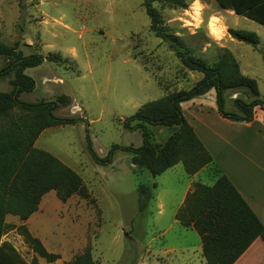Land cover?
<instances>
[{
	"label": "rangeland",
	"instance_id": "obj_1",
	"mask_svg": "<svg viewBox=\"0 0 264 264\" xmlns=\"http://www.w3.org/2000/svg\"><path fill=\"white\" fill-rule=\"evenodd\" d=\"M184 2L186 9L154 3L161 25L208 62L229 50L242 73L256 80L264 100V26L222 10L215 0ZM143 3L0 0V42L17 45L24 55L39 53L45 58L40 66L25 70L35 89L20 98L39 102L68 96L70 104L54 114L76 119L44 130L35 147L77 172L90 193L88 198L76 195L62 202L51 191L28 220L7 216V223L24 225L48 252L59 255L55 262L39 257L18 229L3 236L2 241L10 242L29 263L36 259L37 264H66L90 250L96 264H201L198 232L183 227L175 216L188 184L193 181L192 190L196 183L213 184L217 170L206 167L195 178L179 163L154 176L132 164L131 153L118 149L103 165L88 149V136L100 158L114 145L140 147L142 133L128 130L124 122L144 104L189 90L202 78L185 68L174 50L150 30ZM229 29L255 32L258 47L233 39ZM8 61L0 55V69ZM13 79L14 74L1 79L0 92L12 91ZM235 98L251 100L246 91L232 90L226 97L227 111H237ZM256 113L263 111L257 108ZM148 128L155 145L163 144L174 130ZM241 134L249 150L264 152L262 122L251 130L240 128L234 136L239 139Z\"/></svg>",
	"mask_w": 264,
	"mask_h": 264
},
{
	"label": "trees",
	"instance_id": "obj_2",
	"mask_svg": "<svg viewBox=\"0 0 264 264\" xmlns=\"http://www.w3.org/2000/svg\"><path fill=\"white\" fill-rule=\"evenodd\" d=\"M222 10L234 12L264 26V0H215ZM166 3L186 9L184 0H144L150 19V30L175 52L181 63L192 72L202 74L189 90L166 95L144 104L124 126L130 131L139 130L143 144L138 147L114 145L104 158L98 157L88 136V149L99 164L112 161L116 150L133 154L132 164L148 169L154 176L165 173L179 163L185 172L194 176L213 163V157L191 124L187 121L181 104L214 89L219 114L234 122L250 123L256 109L264 112L257 82L244 75L233 54L224 49L213 61L208 62L196 54L178 35L161 25L154 3ZM231 37L239 42L258 47L260 37L252 31L229 29ZM0 55L8 63L0 69V80L14 74L13 89L0 92V264L29 263L8 241H2L8 232L18 229L25 235L33 251L48 262H55L59 255L50 253L33 237L24 225L16 227L6 222L7 216L28 220L38 211L43 196L55 191L59 200L66 202L73 196L89 197V190L82 177L47 151L37 149L35 143L47 128L76 122L54 114L61 105L70 104L62 95L56 101L26 102L20 96L35 89V81L24 72L40 66L45 58L39 53L24 55L17 45L0 42ZM232 90H243L251 100L233 99L236 112L225 108L226 97ZM148 125L174 128L161 145L151 141ZM216 169L212 185L196 183L183 205L176 213V220L185 228L198 232L202 254L207 264H235L259 238L264 240V225L237 190L232 181ZM66 264H96L90 250L75 256Z\"/></svg>",
	"mask_w": 264,
	"mask_h": 264
},
{
	"label": "crops",
	"instance_id": "obj_3",
	"mask_svg": "<svg viewBox=\"0 0 264 264\" xmlns=\"http://www.w3.org/2000/svg\"><path fill=\"white\" fill-rule=\"evenodd\" d=\"M181 106L187 121L213 157L209 167L217 168L232 181L264 225V152H255L260 149L257 147L249 150L246 147L247 139L242 138V134L241 139L234 136L240 128L251 130L258 122L264 126V112L256 113L250 123H237L223 118L218 112L214 89L183 102ZM201 172L192 177L196 178ZM192 187L193 181L188 184L182 201ZM201 264H207L203 254ZM235 264H264V240L257 239Z\"/></svg>",
	"mask_w": 264,
	"mask_h": 264
}]
</instances>
